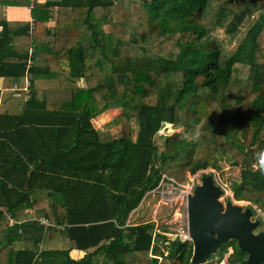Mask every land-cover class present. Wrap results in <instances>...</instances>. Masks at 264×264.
Masks as SVG:
<instances>
[{
    "label": "trees",
    "instance_id": "obj_1",
    "mask_svg": "<svg viewBox=\"0 0 264 264\" xmlns=\"http://www.w3.org/2000/svg\"><path fill=\"white\" fill-rule=\"evenodd\" d=\"M28 1L34 29L0 20V79L23 97L19 113L0 111V250L9 247V264L46 258L18 242L37 245L56 231L88 251L67 264L99 255L105 264H191L190 241L128 220L163 175L184 183L224 157L240 170L234 199L264 211V0L259 12L233 0ZM250 19L230 54L215 29L234 37ZM118 110L119 136L95 127ZM170 124L184 133L163 138ZM6 213L21 223L9 227ZM229 248L227 264H246L235 240L220 260Z\"/></svg>",
    "mask_w": 264,
    "mask_h": 264
},
{
    "label": "water",
    "instance_id": "obj_2",
    "mask_svg": "<svg viewBox=\"0 0 264 264\" xmlns=\"http://www.w3.org/2000/svg\"><path fill=\"white\" fill-rule=\"evenodd\" d=\"M225 193L213 176L202 178L188 199V228L193 245L191 264H206L221 247L237 241L241 252L248 255L246 264H264V231L257 232L260 220L253 221L251 208L220 198Z\"/></svg>",
    "mask_w": 264,
    "mask_h": 264
},
{
    "label": "rangeland",
    "instance_id": "obj_3",
    "mask_svg": "<svg viewBox=\"0 0 264 264\" xmlns=\"http://www.w3.org/2000/svg\"><path fill=\"white\" fill-rule=\"evenodd\" d=\"M1 1H3V0H0V2ZM224 1H230V0H220L219 2H224ZM233 1H235V3H237V1L241 2V4H245L247 6H250V7H252V9H256L258 12L260 11L261 0H233ZM6 3H8V0L6 1ZM6 3H1V4L2 5L4 4L3 6H5V7L11 6V7H16V8L23 9V10H25L29 7V1L28 0H20V3H17V4H9V3L6 4ZM33 3L34 2H32L30 0V4H33ZM217 6H218V2H214L212 4V8L217 7ZM256 15L258 17V13L255 14L254 17H256ZM55 19L56 18H53V20H51V21H55ZM214 20H215L214 16L209 13L205 19V22L209 26H213ZM254 20H255V18H254ZM252 23L253 22L250 19L248 24L245 25L244 27H242L240 34H238L237 36H234V37L225 33L219 27H217L215 29L214 34H215V36H218L220 38L222 46L230 54H232L236 50V48L239 44V40L247 34L248 28L252 25ZM94 55L99 56L100 52L95 51ZM21 100L23 101V97L20 98V102H19L23 106V102ZM147 102L154 103L155 98L149 99V100H147ZM119 114H120V110L109 111V113H106L103 116L93 120V123L98 130H100V131H112L115 134V136H119L121 134V127L114 125V119ZM133 127H135V125H133ZM174 131L184 133V131L182 129L177 130L174 125L170 124V126L165 125L162 128V130L160 131V135H163V138H164L167 135L173 133ZM185 137L188 139H192L194 137V134L187 133V134H185ZM163 138L158 137L156 140L157 143H162ZM219 166H220L219 169H208V170H206L207 172H205V173H202L200 171L199 172L200 174L197 177L198 178L197 181H200V184H201L203 177H205L207 175L213 176L216 183L218 185H221L225 190V193L220 198V201L224 205H226L229 201H232L233 204L242 206L243 209L250 208L249 206L252 205L250 202L235 200L233 197V193L231 191V188H230L233 180L238 178V174H239L240 170L238 168H234L233 166H231L230 162L227 160L226 157L219 159ZM191 177H194V176H189L184 183L188 182ZM200 184H198V185H200ZM159 203H160V197L158 194L148 193V195L146 196V198L142 202V205H140V207L136 211L131 213L129 220H128V223L139 224V223H145V222H154L155 224L158 225L159 231H161V232L166 231L167 233L170 234V236L174 237L175 234L177 233L178 229L186 222V220H188V218H187L188 207L187 208H186V206H179L178 207L176 205L171 206V203H169V204L162 203L160 205ZM178 208H179V215L176 213L178 211ZM254 208L257 209V212L254 213L253 221H256V220L262 221L260 227L256 231V233H257L260 231H264V211L259 209L258 206H254ZM143 210L145 212H142ZM221 249L219 250V252L221 251ZM219 252L216 255H213V258H214L212 261L213 264H215L216 262H218L220 260ZM232 252H233V249L229 248L228 253L224 256L223 260L222 259L220 260L219 264H227V258L229 257V255Z\"/></svg>",
    "mask_w": 264,
    "mask_h": 264
},
{
    "label": "crops",
    "instance_id": "obj_4",
    "mask_svg": "<svg viewBox=\"0 0 264 264\" xmlns=\"http://www.w3.org/2000/svg\"><path fill=\"white\" fill-rule=\"evenodd\" d=\"M1 3L2 1L0 2V20L5 19L8 21H14L16 23H33V19L31 17V9L29 7L23 10L11 6L5 7ZM47 25L49 28H52L55 25V21H50ZM1 30L2 28L0 27V31ZM0 90V111H9L11 114L19 113L22 110V104L19 103L21 95H16L11 90L3 89V81L1 79ZM36 217V213L33 210H29L27 220L30 221L35 219ZM39 218L45 217H38V219ZM58 228L62 231L65 229V227L63 226H59ZM37 238H32L30 241L18 242V249H26L38 253H40L41 251H50V255H48L46 258H44L43 256L37 257V253L36 264H67L68 259L79 261L83 259L88 252L79 249H70L69 240L62 238V235H60L58 231L52 233V235L50 232L46 237H44L41 243L35 245V241L37 240ZM94 250L95 248H92L89 250V252L91 253ZM9 257V247L7 246L5 248H2L0 250V264H9ZM104 260L105 259L102 255L96 256L94 258L93 264H105Z\"/></svg>",
    "mask_w": 264,
    "mask_h": 264
},
{
    "label": "built area",
    "instance_id": "obj_5",
    "mask_svg": "<svg viewBox=\"0 0 264 264\" xmlns=\"http://www.w3.org/2000/svg\"><path fill=\"white\" fill-rule=\"evenodd\" d=\"M35 2L36 0H31ZM31 29H34V24H31ZM27 90V89H25ZM202 173L207 172L201 171ZM200 173L198 172L194 177H191L190 180L186 183H180L176 181L174 178L168 177L167 175H163V178L159 184V186L149 193L158 194L160 197V205L162 203L169 204L176 206H186L188 207V199L191 195H193L194 190L196 189L197 185L200 184V181H197V177ZM2 210V208L0 207ZM179 215V208L176 212ZM6 216L9 220V227H13L21 223V221H17L10 213H6ZM188 218V216H187ZM38 221L41 222L42 225L45 226L47 229L48 227L52 226V223L47 220L46 218H39ZM158 225L156 224V232H158ZM166 235L170 236L169 233H165ZM172 237V236H170ZM174 238H178L181 242L191 241L189 235V228H188V220L178 229L177 233L175 234Z\"/></svg>",
    "mask_w": 264,
    "mask_h": 264
}]
</instances>
